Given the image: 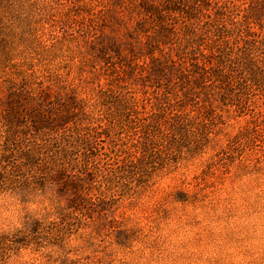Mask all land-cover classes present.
<instances>
[{
	"label": "rangeland",
	"instance_id": "1",
	"mask_svg": "<svg viewBox=\"0 0 264 264\" xmlns=\"http://www.w3.org/2000/svg\"><path fill=\"white\" fill-rule=\"evenodd\" d=\"M137 3L0 0V153L5 147L16 153L7 160L22 158L24 150L36 155L43 140L50 154L60 150L52 122L71 119L95 128L87 145L73 149L80 163L84 151L103 166L127 149V122L111 120L101 106V92L115 91L116 82L105 77L94 48L105 46L108 36L124 48L122 22ZM258 8L264 26V4ZM131 79L128 88L140 89ZM249 104L261 113L252 119L256 132L235 148L227 145L250 125L251 115L231 109L208 145L199 150L191 140L145 184L133 177L125 179L127 186L108 179L106 198L97 201L94 174L84 176L82 196L97 201L89 209L64 176L49 177L44 189L0 188V235L38 229L17 239L19 246L0 250V262L10 264L19 255L21 264H264V98L251 96ZM77 176L83 177L72 179ZM12 218L22 227L3 231Z\"/></svg>",
	"mask_w": 264,
	"mask_h": 264
},
{
	"label": "trees",
	"instance_id": "2",
	"mask_svg": "<svg viewBox=\"0 0 264 264\" xmlns=\"http://www.w3.org/2000/svg\"><path fill=\"white\" fill-rule=\"evenodd\" d=\"M261 4L264 0H138L132 16L122 22L124 48L112 36L105 46L99 42L94 48L105 65V77L116 82L115 91L101 92V106L111 120L127 122V149L109 157L103 166L84 151L80 163L78 156L72 158L73 149L77 144L87 145L95 128L84 119L63 125L52 122L50 130L60 132L55 144L62 145L61 149L50 154V143L43 140L36 155L24 150L19 154L22 158L7 160L16 153L5 147L0 153V188L26 187L28 191L33 184V189H44L49 177L51 181L64 176L84 203L82 207L89 209L88 205L105 200L108 179L127 186L123 182L133 177L142 185L157 177L191 140L201 150L212 140L213 128L224 124L223 113L231 109L251 115L250 125L227 145L228 149L237 147L256 132L252 119L261 114L249 104L251 96L264 98V26L255 13ZM128 79L139 81L140 89L128 88ZM236 94L244 99H235ZM77 173L83 177L72 179ZM90 173L98 184L97 201L82 196L81 182ZM33 233L38 229L23 227L0 235V250H9L17 239Z\"/></svg>",
	"mask_w": 264,
	"mask_h": 264
},
{
	"label": "clouds",
	"instance_id": "3",
	"mask_svg": "<svg viewBox=\"0 0 264 264\" xmlns=\"http://www.w3.org/2000/svg\"><path fill=\"white\" fill-rule=\"evenodd\" d=\"M21 227L22 225L15 218H12L11 223L5 222L2 225V230L8 232ZM10 264H21V257L19 255H12Z\"/></svg>",
	"mask_w": 264,
	"mask_h": 264
}]
</instances>
